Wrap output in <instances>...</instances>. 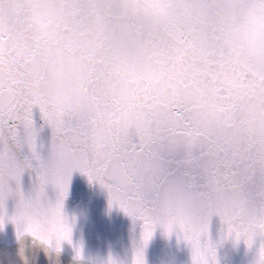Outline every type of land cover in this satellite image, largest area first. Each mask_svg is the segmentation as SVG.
Wrapping results in <instances>:
<instances>
[{
	"label": "snow or ice",
	"instance_id": "snow-or-ice-1",
	"mask_svg": "<svg viewBox=\"0 0 264 264\" xmlns=\"http://www.w3.org/2000/svg\"><path fill=\"white\" fill-rule=\"evenodd\" d=\"M73 171L142 221L131 264H146L157 227L192 264H218L225 239L251 248L264 234V0H0V227L71 244Z\"/></svg>",
	"mask_w": 264,
	"mask_h": 264
},
{
	"label": "water",
	"instance_id": "water-1",
	"mask_svg": "<svg viewBox=\"0 0 264 264\" xmlns=\"http://www.w3.org/2000/svg\"><path fill=\"white\" fill-rule=\"evenodd\" d=\"M50 130L45 128L41 138L47 142ZM22 188L28 192L34 182V174L25 172L21 178ZM49 199L54 200L56 192L49 186ZM6 212L11 216L15 201H6ZM63 212L72 227L71 241L64 242L56 252L42 242L25 233L17 236L16 225L5 220L0 227V264H106L109 256L117 264H131L133 242L141 240L142 221L126 215L116 206L109 207L107 191L95 181L89 182L86 175L73 171L68 193L64 199ZM223 226L219 217L213 216L210 238L221 240ZM259 238L251 248L243 241L234 243L231 238L217 243L218 264H249L258 246ZM82 245V258L75 257L74 246ZM146 264H192L191 250L177 239L175 234L165 235L157 227L144 250Z\"/></svg>",
	"mask_w": 264,
	"mask_h": 264
},
{
	"label": "clouds",
	"instance_id": "clouds-1",
	"mask_svg": "<svg viewBox=\"0 0 264 264\" xmlns=\"http://www.w3.org/2000/svg\"><path fill=\"white\" fill-rule=\"evenodd\" d=\"M259 238L258 246L256 247L255 252L252 255V259L249 264H264V234L258 235L255 241ZM132 261V260H131Z\"/></svg>",
	"mask_w": 264,
	"mask_h": 264
}]
</instances>
